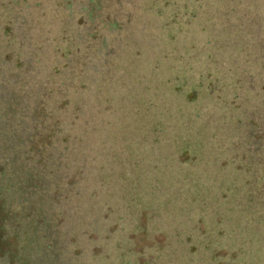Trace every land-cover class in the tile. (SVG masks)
I'll use <instances>...</instances> for the list:
<instances>
[{"label": "rangeland", "instance_id": "rangeland-1", "mask_svg": "<svg viewBox=\"0 0 264 264\" xmlns=\"http://www.w3.org/2000/svg\"><path fill=\"white\" fill-rule=\"evenodd\" d=\"M7 46L71 126L61 264H264V0H0Z\"/></svg>", "mask_w": 264, "mask_h": 264}, {"label": "trees", "instance_id": "trees-1", "mask_svg": "<svg viewBox=\"0 0 264 264\" xmlns=\"http://www.w3.org/2000/svg\"><path fill=\"white\" fill-rule=\"evenodd\" d=\"M6 49L12 57L0 52V264H61L72 228L60 227L74 221L79 175L71 126L62 128L63 96L45 83L42 54L19 62Z\"/></svg>", "mask_w": 264, "mask_h": 264}]
</instances>
